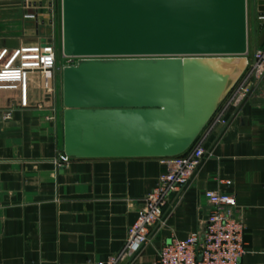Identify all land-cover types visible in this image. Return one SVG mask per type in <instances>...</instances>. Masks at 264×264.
<instances>
[{"label": "crops", "instance_id": "1", "mask_svg": "<svg viewBox=\"0 0 264 264\" xmlns=\"http://www.w3.org/2000/svg\"><path fill=\"white\" fill-rule=\"evenodd\" d=\"M47 5L50 0H0V50L50 39ZM251 10L252 52L264 46V17L256 0ZM59 70L57 65L56 76ZM41 84L40 72L32 73L27 106L18 90H0V264H99L122 249L165 166L162 157L73 158L60 165L63 120ZM225 118V125L203 129L202 165L183 190L171 193L149 242L120 264H158L166 243L203 233L212 209L206 190L233 194L246 225L242 264H264V76L241 105L226 109Z\"/></svg>", "mask_w": 264, "mask_h": 264}, {"label": "water", "instance_id": "2", "mask_svg": "<svg viewBox=\"0 0 264 264\" xmlns=\"http://www.w3.org/2000/svg\"><path fill=\"white\" fill-rule=\"evenodd\" d=\"M63 49L104 56L62 68L66 155L175 156L247 66V0H63Z\"/></svg>", "mask_w": 264, "mask_h": 264}, {"label": "built area", "instance_id": "3", "mask_svg": "<svg viewBox=\"0 0 264 264\" xmlns=\"http://www.w3.org/2000/svg\"><path fill=\"white\" fill-rule=\"evenodd\" d=\"M243 56L247 58V66L233 86L235 89L225 104L222 105L221 99L206 126L225 125L226 109L241 105L264 76V46L257 47L252 52L248 46ZM63 57L61 69L78 64L84 58L104 56L66 55L63 49ZM56 68L57 51L53 36L41 43L26 44L12 50L3 48L0 50V90H18L20 104L27 106L31 75L40 72L41 85L46 95L55 99ZM10 117L11 112L7 111L5 118ZM205 154L202 142L197 139L183 153L162 157L165 170L160 174L157 185L143 198V208L129 228L124 246L117 254L99 264H120L136 255L149 242L150 230L161 221L163 207L169 196L189 184L202 165ZM71 159L73 157L62 152L57 161L63 166ZM205 195L212 204V209L203 233L192 232L185 239L174 238L166 243L159 251L158 264H242V257L246 252V225L236 213L233 194L206 190Z\"/></svg>", "mask_w": 264, "mask_h": 264}, {"label": "rangeland", "instance_id": "4", "mask_svg": "<svg viewBox=\"0 0 264 264\" xmlns=\"http://www.w3.org/2000/svg\"><path fill=\"white\" fill-rule=\"evenodd\" d=\"M49 18L52 21L51 31L57 51V65L62 66L64 62L63 57V0H50ZM252 0H247V31H248V46L253 42V34L255 31L254 16L252 14ZM234 57H241V55H230ZM62 70H59L56 76V91L55 99L60 108L61 120H63V91H62ZM63 122V121H62Z\"/></svg>", "mask_w": 264, "mask_h": 264}]
</instances>
